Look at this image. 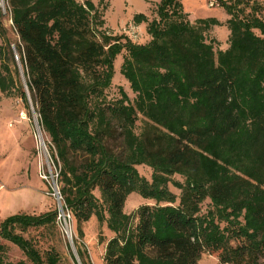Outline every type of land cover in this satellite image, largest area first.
Here are the masks:
<instances>
[{
    "label": "trees",
    "instance_id": "1",
    "mask_svg": "<svg viewBox=\"0 0 264 264\" xmlns=\"http://www.w3.org/2000/svg\"><path fill=\"white\" fill-rule=\"evenodd\" d=\"M1 2L0 40L7 41ZM3 2L78 237L92 217L113 234L105 244L104 264H198L203 253L214 255L217 264H264L259 4L217 0L228 17L229 35L227 48L215 50L207 33L222 23L214 17L191 22L180 0H159L151 20L133 16L150 37L143 45L102 30L104 0L98 7L90 0ZM122 52L120 74L135 97L130 100L120 90L119 98L107 101L114 61ZM4 70L0 92L8 93L14 80ZM138 166L151 170L149 180L139 175ZM131 194L153 204L126 214ZM56 217L53 210L2 220L0 264H61L55 249L42 252L25 237L30 229L54 227ZM1 241L24 259L7 260ZM77 255L81 264H89L80 247Z\"/></svg>",
    "mask_w": 264,
    "mask_h": 264
},
{
    "label": "rangeland",
    "instance_id": "2",
    "mask_svg": "<svg viewBox=\"0 0 264 264\" xmlns=\"http://www.w3.org/2000/svg\"><path fill=\"white\" fill-rule=\"evenodd\" d=\"M83 3L85 0H77ZM98 7L99 0H90ZM159 0H104L102 19L103 31L111 36H123L132 43L143 45L150 37L144 24L135 25L133 16L144 14L148 20L153 19L156 4ZM183 10L191 22L198 18L214 17L222 25L212 27L207 33L209 40H215V50H225L228 46L229 32L224 23L228 19L225 12L218 7L217 0H180ZM260 6V16L264 17V0H255ZM213 2L210 7L209 3ZM2 22L7 30V41L0 40V76H5L6 67L14 80V86L8 93L0 92V223L5 218L15 214L40 215L48 211L58 210V201L53 196L52 188L56 182L51 176L59 173V164L52 159L49 137L42 131L38 115L35 111L30 92L26 85L23 67L17 51L18 37L13 32L6 4L1 2ZM102 7L99 8L101 10ZM124 53L114 61V74L110 88L105 92L106 100L112 101L120 97V90L130 100L135 95L129 84L120 74V65ZM25 94V98L22 94ZM141 120V117H139ZM136 132L141 127L137 122ZM113 148L116 145H111ZM140 176L150 179L151 170L145 166L136 167ZM47 177V178H45ZM181 181V178L175 177ZM56 185L60 188L59 178ZM175 195L180 191L169 186ZM96 197L99 196L95 192ZM152 205L151 201L141 199L137 194H131L124 206L126 214H133L141 205ZM208 201L203 203L201 212L207 210ZM66 226L71 234V243L64 233L63 218H56L55 226L51 228L30 229L26 238L32 239L43 252L53 248L61 257V264H81L77 248L85 251L89 264H104L105 244L113 234L106 225H99L94 217L81 225L83 237H78L75 220L68 212ZM67 215V213H66ZM6 246L7 260L17 262L23 260L22 253L8 242L1 241ZM71 244V245H70ZM77 259L78 262L75 260ZM214 255L203 253L198 264H217Z\"/></svg>",
    "mask_w": 264,
    "mask_h": 264
},
{
    "label": "built area",
    "instance_id": "3",
    "mask_svg": "<svg viewBox=\"0 0 264 264\" xmlns=\"http://www.w3.org/2000/svg\"><path fill=\"white\" fill-rule=\"evenodd\" d=\"M209 6L212 7L213 6V2H210ZM45 178H47V177H45ZM51 178H52V180L54 179L57 182L58 174L56 173V175L55 176H51ZM56 182H53L54 183V187L52 188L53 196L58 201V206H59L58 210H57V217L56 218H58V219H61V217L63 218L64 233L66 234V236L69 239V241H71V239H72L71 238V234L68 232V228L66 226L67 219H70V215L68 214L69 211L64 206V201H63V198H62V196L60 194V190H59V188L56 185ZM66 213H67V215H66Z\"/></svg>",
    "mask_w": 264,
    "mask_h": 264
},
{
    "label": "water",
    "instance_id": "4",
    "mask_svg": "<svg viewBox=\"0 0 264 264\" xmlns=\"http://www.w3.org/2000/svg\"><path fill=\"white\" fill-rule=\"evenodd\" d=\"M2 2H3V0H2ZM70 243H71V241H70ZM71 245V244H70ZM77 262H78V260L77 259H75Z\"/></svg>",
    "mask_w": 264,
    "mask_h": 264
}]
</instances>
